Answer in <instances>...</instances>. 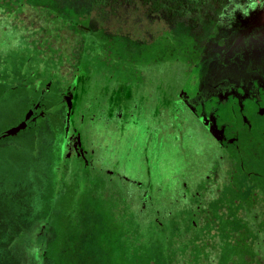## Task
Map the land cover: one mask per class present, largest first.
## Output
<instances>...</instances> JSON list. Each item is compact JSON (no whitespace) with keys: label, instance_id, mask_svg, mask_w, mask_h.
<instances>
[{"label":"rangeland","instance_id":"374dc122","mask_svg":"<svg viewBox=\"0 0 264 264\" xmlns=\"http://www.w3.org/2000/svg\"><path fill=\"white\" fill-rule=\"evenodd\" d=\"M52 2L57 6L55 14L47 6H37L34 0H0V16L10 40L9 45L0 46V82L30 55L47 54L45 61L56 57L59 51L52 45L59 44L65 48L59 52L65 64L77 58L87 76L108 75L119 82L139 84L146 94V86L154 79L151 67L144 66L148 56L164 61L157 66L158 77L163 83H171L173 73L181 69L179 64L188 66L204 49V40L208 39L204 14L217 15L222 8L204 6V12L198 13L178 8L174 0H146L143 6L136 0ZM245 5L246 1L240 0L236 7ZM187 26L195 27L190 35ZM237 30L235 27L231 31ZM122 34L127 36V43H135V53L139 54L129 52L126 42L124 53ZM148 39L151 46L145 49ZM169 43L185 50L172 54ZM174 59L179 61L176 71H167ZM252 65L253 61L247 59L236 71L246 74ZM172 96L168 91L160 107L177 108ZM118 112L123 114L124 110ZM146 119L127 127L119 138L108 122L107 129L98 131L95 145L96 150L108 153L105 165L112 173L92 171L89 178L76 177L80 191L85 193L92 189L93 177L113 180L114 186H109L104 200L109 208L112 206L111 215L116 216L118 206L126 220L124 237L129 254L123 261L118 239L108 246L113 262L105 260L104 264H204V256L216 251L204 253V227L210 212L204 209V150L194 140L203 130L195 122L192 128L187 114L181 119L176 110L171 113L170 108L160 109L155 132L149 137L143 131ZM6 153L12 154L5 155L10 161L0 166V176L6 179V187L0 186V264H96L93 239L85 237L82 250L76 244V221L84 214L83 205L80 207L85 200L83 194L75 195L74 206L59 202L68 198L64 192L72 182L69 175L56 176L43 170L44 162L36 161L25 148ZM138 165L139 170H135ZM120 174L127 180L119 178ZM93 200L88 211L99 204L97 197ZM63 219L65 225L58 230V221Z\"/></svg>","mask_w":264,"mask_h":264},{"label":"flooded vegetation","instance_id":"af4514ba","mask_svg":"<svg viewBox=\"0 0 264 264\" xmlns=\"http://www.w3.org/2000/svg\"><path fill=\"white\" fill-rule=\"evenodd\" d=\"M52 1L34 0L37 6H47L55 14L57 6ZM239 1L226 0L217 15L204 14V29L208 28L204 49L186 67L176 59L170 62L167 71H176L177 64L181 68L178 74L173 73L171 83H163L158 77L157 66L164 61L149 55L144 66L151 67L154 79L146 86V94L139 84L119 82L108 75L87 76L77 58L65 64L59 56L65 48L59 44L52 45L59 51L56 57L45 61L47 54L30 55L0 82V166L10 161L5 155L12 153L7 151L25 148L36 161L44 162L43 170L56 176L69 175L72 182L64 192L68 198L59 202L71 207L78 198L75 195L83 194L85 200L80 207L83 205L84 214L76 221V244L82 250L85 237L92 238L96 264L113 262L108 246L114 231L122 239L119 251L125 261L129 251L124 237L126 220L118 206L116 216L111 215L112 206L109 208L104 200L109 186H114L113 180L93 177L92 189L85 193L80 191L76 177L89 178L92 171L112 173L105 165L108 153L96 150L95 145L98 131L107 129L108 122L119 138L127 127L150 118L143 127L149 136L155 132L159 110L169 108L181 119L187 114L193 122L190 126L193 128L195 122L203 130L194 140L204 150V209L210 212L204 227V253L216 251L204 256V264H264V26L258 19L264 11V0H245V7L237 8ZM235 27L238 30L233 33ZM185 28L189 35L195 29ZM122 35L124 53L126 42L129 52L139 54L135 53V43H127V36ZM9 42L0 16V46ZM150 46L148 39L145 49ZM168 46L172 54L185 50L173 43ZM247 59L253 61L247 73L237 72ZM168 91L178 103L175 109L160 107ZM114 118L119 120L112 121ZM20 124L23 128L12 132ZM119 178L127 180L121 174ZM5 181L0 176L2 188ZM93 197L99 204L88 211Z\"/></svg>","mask_w":264,"mask_h":264},{"label":"trees","instance_id":"16d2710c","mask_svg":"<svg viewBox=\"0 0 264 264\" xmlns=\"http://www.w3.org/2000/svg\"><path fill=\"white\" fill-rule=\"evenodd\" d=\"M93 1H94V4H95L99 0H93ZM133 1H135V0H133ZM136 1L140 3L139 6H143L145 4V2H146V0H136ZM222 1L223 0H174V3L176 4L175 6H177L178 8L191 9L194 12H198V13L200 12L201 13V12H204V6H209L210 8H212V7H218V8L222 7L223 6L222 5ZM47 180L50 181L49 182V184H50L51 180H49V179H47ZM58 215H56V216H58ZM58 222H59L58 225H60L59 228H58V230H59L62 225H65V220L63 219V220L58 221ZM118 239H119V242H120V245L118 246V249H122L123 248L122 243H121L122 240L119 238V235L116 233V231H114L113 235H112V238H111L112 245H115V242ZM143 254H140V256L143 259L146 260V257ZM147 254L145 253V255H147Z\"/></svg>","mask_w":264,"mask_h":264},{"label":"water","instance_id":"95a60500","mask_svg":"<svg viewBox=\"0 0 264 264\" xmlns=\"http://www.w3.org/2000/svg\"><path fill=\"white\" fill-rule=\"evenodd\" d=\"M259 19V23L264 26V11L258 16ZM24 124H20L18 125L16 128L13 129L12 132H15L17 130H19L20 128H23Z\"/></svg>","mask_w":264,"mask_h":264}]
</instances>
